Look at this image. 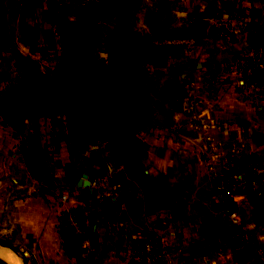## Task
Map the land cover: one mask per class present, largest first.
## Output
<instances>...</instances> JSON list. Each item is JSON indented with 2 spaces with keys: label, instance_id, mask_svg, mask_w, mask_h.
Masks as SVG:
<instances>
[{
  "label": "crops",
  "instance_id": "0c3cea01",
  "mask_svg": "<svg viewBox=\"0 0 264 264\" xmlns=\"http://www.w3.org/2000/svg\"><path fill=\"white\" fill-rule=\"evenodd\" d=\"M15 1L7 13L24 12L28 0ZM133 8L138 31L145 33L150 44L166 48L164 67L144 65L152 81L145 89L146 116L135 126L139 151L128 165H115L101 176L104 165L89 169L65 157L64 167L55 175L61 180L68 176L63 193L68 191L69 201L59 206L51 195L43 199L26 192L24 179L31 177L21 155L22 137L10 134L0 119V189L7 195L15 187L18 193L4 200L6 219L1 223L7 227L3 229L15 227L21 250L31 252L40 264H78L77 254L71 255L57 227L64 210L80 213L92 232L93 264H141V240L146 236L168 250L166 264H259L253 250L233 239L201 152L182 128L189 119L184 99L193 82L202 101L217 112L224 127L222 137L228 134L230 111L245 106L234 96L233 82L239 77L234 67L257 55L253 35L264 29V0H141ZM221 21L239 25L235 40L224 38L218 27ZM243 92L249 93L250 88ZM256 132L257 138L264 139V128ZM257 151L246 148L242 164L264 159V146ZM73 172L88 176V195L76 186L71 189ZM31 184L35 189L33 180ZM236 208L248 232L264 244L260 221L264 201L239 198ZM13 212L15 220L10 222Z\"/></svg>",
  "mask_w": 264,
  "mask_h": 264
},
{
  "label": "rangeland",
  "instance_id": "374dc122",
  "mask_svg": "<svg viewBox=\"0 0 264 264\" xmlns=\"http://www.w3.org/2000/svg\"><path fill=\"white\" fill-rule=\"evenodd\" d=\"M22 1L25 2L26 0ZM35 1L39 3L35 6L28 5L29 3H35ZM140 1L111 0V9L99 20L96 35L99 45L95 49V56L98 61L104 62L106 66H111L112 64L111 55L132 72H136L139 68H144L145 64L152 63L154 68L158 69L166 65L163 59L166 48L150 44V40L144 36L145 33L139 32L137 29L136 20L138 14L133 12V7ZM49 3L50 6H48ZM15 4V0H0V22L3 25L2 31L6 33L7 42L10 45L7 50L0 53V119L3 126L8 127L10 134L19 138L22 137L20 143L21 155L30 172L29 177H31V180L30 178L24 179L26 192L30 193V196H37L43 199H47V196L51 195L56 200L57 205L63 206L65 204L62 202V195L68 194V191L64 193L63 191L67 190V180L69 181V179L67 176L61 180L55 174L64 167L65 157L71 156V161L74 165H79L80 167L88 166L89 169L98 163L104 165V169H101L99 173L100 176L120 163L116 159L110 145L99 140L94 135H90L81 143H73L68 136L67 121L57 111L43 115L38 120L37 127H34L28 120L25 121L24 125L17 123L15 110L19 107L20 100L18 96L21 92V85L19 83L20 70L16 56L20 55L34 60L39 64V68L43 72L54 70L63 53L60 43V23L66 16L65 10H70L72 5L71 0H28L27 5L25 4L24 12L7 13V10L12 9ZM21 15L25 17L22 18L20 17ZM233 24L235 27V31L232 33L233 36H230L229 32L222 30V35L228 40H235L238 36V31H240L239 25ZM260 32L256 31L253 35V42L257 45V49L259 45L263 44L258 42ZM256 52L258 51L256 50ZM257 64V58L252 57L247 62L243 61L242 65L234 67L239 72L236 83L233 82L237 86V93L234 96L239 102H244L245 106L238 105V107L230 111V129L227 131L228 134L225 138L222 137V135L224 136V127L220 125L217 130L218 139L226 146L225 154L227 157H229L227 150L235 144L243 145L250 152L252 150L257 151L260 146H264V139L260 140L256 136V130L264 128V124H260L264 121V77L258 73ZM151 81L152 77H150V83L143 87V109L140 111L138 119L133 126V133L135 132L137 121L146 116L145 89L151 84ZM188 85V92H192L193 89L197 91V98L205 104L201 99L198 87L193 82ZM247 88H250V92L247 93V90V92H243ZM188 92L187 95H189ZM187 95L184 99L185 111ZM210 110L215 113L217 118V112L213 109ZM220 112L223 114L225 110L220 109ZM187 116L189 117L188 114ZM187 121L182 131L188 135L187 138L190 144H196L194 147L201 152V159L205 162L202 153V143L194 139L196 132L194 127L191 126L190 117ZM31 136L35 137L34 141L31 140ZM23 149L27 150V152ZM206 168L207 178L210 180L207 165ZM32 180L34 181V186H36L35 189L31 188L32 184L29 185ZM8 191L9 194L5 195V191L0 189V246L14 248L16 254L22 259L23 264H40L37 259L33 258L31 252H23L21 250L23 246L17 241L19 234L15 227L12 226L9 230L3 229V227H7L6 224L2 225L1 223L6 219V215L2 213L4 200L7 198L12 200L18 195L15 187H10ZM63 214L64 211L58 217L60 225H57V227L64 238L63 234L66 227ZM15 216L16 212H13L12 216H8L10 222H14L11 220H15ZM2 233H4L3 236ZM66 248L70 250L71 255L76 257L77 253L74 250L67 246ZM0 264L7 263L0 258Z\"/></svg>",
  "mask_w": 264,
  "mask_h": 264
},
{
  "label": "trees",
  "instance_id": "16d2710c",
  "mask_svg": "<svg viewBox=\"0 0 264 264\" xmlns=\"http://www.w3.org/2000/svg\"><path fill=\"white\" fill-rule=\"evenodd\" d=\"M110 9L111 0H94L76 12L65 10L60 23L63 53L54 70L43 72L34 60L16 56L21 92L15 111L18 124L28 120L34 127L43 115L57 111L66 119L73 143L94 135L110 145L120 164L127 165L140 149L133 126L143 109V87L150 83V75L145 68L130 71L112 55L111 66L97 60V24ZM2 29L0 22V53L10 46ZM258 50L264 54V43ZM65 227L66 246L78 254V241Z\"/></svg>",
  "mask_w": 264,
  "mask_h": 264
},
{
  "label": "built area",
  "instance_id": "2783aa9c",
  "mask_svg": "<svg viewBox=\"0 0 264 264\" xmlns=\"http://www.w3.org/2000/svg\"><path fill=\"white\" fill-rule=\"evenodd\" d=\"M94 0H71L70 10L76 12L88 7ZM221 30L233 36L234 24L221 21ZM257 71L264 77V54L257 52ZM194 89L188 92L186 112L191 119V126L196 132L195 140L201 141L202 153L208 167L209 178L216 189V201L225 224L230 228L233 239L241 246L253 250L259 264H264V244H260L245 227L237 211L239 198H252L264 201V159L243 165L242 159L246 148L241 144L233 145L226 156V146L217 137L220 124L213 111L199 101ZM69 195H62L66 204ZM66 225L69 227L79 245L78 264H93L96 257V241L82 216L72 210H64ZM141 264H166L170 253L164 245L146 236L141 240Z\"/></svg>",
  "mask_w": 264,
  "mask_h": 264
},
{
  "label": "water",
  "instance_id": "95a60500",
  "mask_svg": "<svg viewBox=\"0 0 264 264\" xmlns=\"http://www.w3.org/2000/svg\"><path fill=\"white\" fill-rule=\"evenodd\" d=\"M258 42L259 43L264 42V29H262L260 32V35L258 37ZM70 186L71 189H73L76 186L82 191V194L86 196L90 193L91 182L88 180V176L86 174L80 175L78 172H73L70 175ZM260 221L264 223V208H262L260 211ZM7 248H9L14 253H16V250L14 248L12 247H7Z\"/></svg>",
  "mask_w": 264,
  "mask_h": 264
},
{
  "label": "bare ground",
  "instance_id": "6f19581e",
  "mask_svg": "<svg viewBox=\"0 0 264 264\" xmlns=\"http://www.w3.org/2000/svg\"><path fill=\"white\" fill-rule=\"evenodd\" d=\"M0 258L7 261L8 264H22L21 259L9 249L0 248Z\"/></svg>",
  "mask_w": 264,
  "mask_h": 264
}]
</instances>
